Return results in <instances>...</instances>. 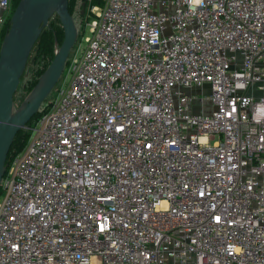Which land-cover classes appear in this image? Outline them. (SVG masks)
Here are the masks:
<instances>
[{
    "label": "built area",
    "instance_id": "obj_1",
    "mask_svg": "<svg viewBox=\"0 0 264 264\" xmlns=\"http://www.w3.org/2000/svg\"><path fill=\"white\" fill-rule=\"evenodd\" d=\"M91 8L5 162L0 264H264V0Z\"/></svg>",
    "mask_w": 264,
    "mask_h": 264
},
{
    "label": "water",
    "instance_id": "obj_2",
    "mask_svg": "<svg viewBox=\"0 0 264 264\" xmlns=\"http://www.w3.org/2000/svg\"><path fill=\"white\" fill-rule=\"evenodd\" d=\"M80 6L79 14H82L83 3ZM53 14L62 29L60 44L21 104L13 108V95L30 50ZM76 36L77 29L67 10V0H17L13 7L8 28L0 41V178L13 136L25 127L57 82Z\"/></svg>",
    "mask_w": 264,
    "mask_h": 264
},
{
    "label": "rangeland",
    "instance_id": "obj_3",
    "mask_svg": "<svg viewBox=\"0 0 264 264\" xmlns=\"http://www.w3.org/2000/svg\"><path fill=\"white\" fill-rule=\"evenodd\" d=\"M71 4L69 7V12L70 15L72 16L75 25H76V29H77V36H76V40H75V46H81L84 45V38L86 35H88V30L85 27V20H91V14H92V8H91V4H89V0H70ZM81 3L84 4L83 6V13L79 14L80 9H81ZM91 9V10H90ZM60 44V42L55 43L53 41V46H52V55L54 54L55 50L57 49L58 45ZM73 44V45H74ZM73 47V46H72ZM71 47V48H72ZM37 49L40 52V48L39 45L38 47H34L32 49V51L29 54V58L28 61L26 63V67L24 69L23 72V77L19 83V85L17 86V89L14 93V97H13V108L18 107V105L21 104V102L23 101V99L25 98V96L27 95L28 92H26V87L33 81V79H35L36 77V73L37 71L40 69V67L43 66V63L45 61V63L48 60V56L45 58H41L39 55H37ZM65 75V67L63 68L60 77L58 78L57 82L55 83V85L53 86V88L51 89V91L48 93V95L44 98V100L41 102V106L47 102L48 100L52 99L55 93V87L56 85L60 82V80L63 78V76ZM194 92L196 93V96H203L205 99L203 101V105L204 107V113H208L210 111V107H209V101H208V97H206L208 95V90L206 89L202 94L200 92H197L196 90H194ZM261 96V91H255L254 92V97H259ZM29 129L28 126L26 124L25 127L21 128V132L23 134L28 133ZM12 152V148L10 147L7 154H6V158L8 157V155Z\"/></svg>",
    "mask_w": 264,
    "mask_h": 264
},
{
    "label": "trees",
    "instance_id": "obj_4",
    "mask_svg": "<svg viewBox=\"0 0 264 264\" xmlns=\"http://www.w3.org/2000/svg\"><path fill=\"white\" fill-rule=\"evenodd\" d=\"M16 2H17V0H13V3H12L13 7L15 6ZM70 4H71L70 0H67L68 12H69ZM89 4L97 6V5L101 4V0H89ZM69 14H70V12H69ZM61 38H62V29L60 27L57 16L53 14L47 20V24L41 29V31L38 35V38L36 39V41L34 42L32 48L30 50V52H31L34 47H38V45H39L40 52L37 49L36 54L39 55L42 59L48 56V60L46 63L44 61L43 66L40 67V69L37 71L35 79H33V81L26 87V92H29V90L32 88V86L36 82V79L39 76V74L45 69V67L48 65V63L52 59L53 55H52L51 50H52V46H53V41L55 43L60 42ZM28 58H29V56H28ZM28 58H27V61H28ZM27 61H26V63H27ZM25 67H26V65H25ZM22 77H23V73H22L21 77L19 78V83H20ZM13 97H14V95H13ZM42 108H41V104H40L37 112L26 122L28 127H30V125L35 121V119L39 115L40 110ZM26 124H25V126H26ZM28 134H29V131H28V133H25V134H23L21 132V129H18L16 131V133L13 136V139L10 143V146H9V148L10 147L12 148V152L8 155L7 158L14 156L16 153H18L20 151V149L22 148V146L24 145V143L28 137ZM9 148H8V150H9Z\"/></svg>",
    "mask_w": 264,
    "mask_h": 264
},
{
    "label": "flooded vegetation",
    "instance_id": "obj_5",
    "mask_svg": "<svg viewBox=\"0 0 264 264\" xmlns=\"http://www.w3.org/2000/svg\"><path fill=\"white\" fill-rule=\"evenodd\" d=\"M13 3V0H11V4ZM83 6H84V4H83Z\"/></svg>",
    "mask_w": 264,
    "mask_h": 264
}]
</instances>
